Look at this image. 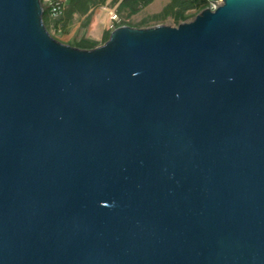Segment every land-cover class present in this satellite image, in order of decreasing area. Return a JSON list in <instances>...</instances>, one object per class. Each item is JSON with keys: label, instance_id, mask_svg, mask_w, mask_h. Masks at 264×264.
I'll return each mask as SVG.
<instances>
[{"label": "water", "instance_id": "obj_1", "mask_svg": "<svg viewBox=\"0 0 264 264\" xmlns=\"http://www.w3.org/2000/svg\"><path fill=\"white\" fill-rule=\"evenodd\" d=\"M0 0V264H264V0L83 49Z\"/></svg>", "mask_w": 264, "mask_h": 264}, {"label": "rangeland", "instance_id": "obj_2", "mask_svg": "<svg viewBox=\"0 0 264 264\" xmlns=\"http://www.w3.org/2000/svg\"><path fill=\"white\" fill-rule=\"evenodd\" d=\"M65 8L68 7V0H63ZM219 1V0H218ZM169 0H153L146 6L141 7L136 13L126 15L125 12L117 11L118 2L106 0L103 4L89 5L86 12L77 11L71 15L65 28H56L52 25L53 18H50L49 32L59 41L66 44H74L82 38L102 44L107 32L115 28L116 23L125 21L134 27H148L157 24H169L176 26L178 23L174 19V12L169 13L166 18L161 19L163 10ZM115 9L118 20H109V11ZM199 12V11H198ZM197 8H191L185 11L189 17L184 20H191L197 13ZM50 17V16H49ZM183 21H180L181 23Z\"/></svg>", "mask_w": 264, "mask_h": 264}, {"label": "trees", "instance_id": "obj_3", "mask_svg": "<svg viewBox=\"0 0 264 264\" xmlns=\"http://www.w3.org/2000/svg\"><path fill=\"white\" fill-rule=\"evenodd\" d=\"M54 1V0H53ZM106 0H68L69 8L66 7L63 14L54 18L52 21V25H54L57 29L65 28L68 24L69 19L71 18V15L74 12L82 11L86 12L89 8V5H96V4H103ZM153 0H111V2H118L117 11L119 13L125 12L126 15H132L136 13L141 7L146 6ZM210 0H169V2L166 4L163 13L162 18H166L169 13L174 12V19L179 24L180 21L186 20L189 16L185 14V11L191 8H197V12L202 10L205 7H208L210 5ZM41 6L43 9V22L46 26V28L49 30V24H50V17H49V5L44 0H40ZM119 25H130L125 21H121L116 23V26ZM109 36V32L106 33L104 40H107ZM73 46L83 48V49H89L96 46V42L88 40L87 38H82L78 42L72 44Z\"/></svg>", "mask_w": 264, "mask_h": 264}, {"label": "built area", "instance_id": "obj_4", "mask_svg": "<svg viewBox=\"0 0 264 264\" xmlns=\"http://www.w3.org/2000/svg\"><path fill=\"white\" fill-rule=\"evenodd\" d=\"M45 2L48 3L50 9H49V16L50 18L52 17L53 19L62 15L64 10H65V4L63 0H44ZM218 0H210L209 3L210 5L208 7H210L211 9H214L217 4H218ZM109 20L110 21H116L118 20V16L116 13L115 9H112L109 11Z\"/></svg>", "mask_w": 264, "mask_h": 264}]
</instances>
